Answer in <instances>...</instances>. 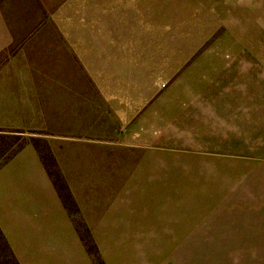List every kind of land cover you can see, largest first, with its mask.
I'll use <instances>...</instances> for the list:
<instances>
[{
    "label": "crops",
    "instance_id": "crops-1",
    "mask_svg": "<svg viewBox=\"0 0 264 264\" xmlns=\"http://www.w3.org/2000/svg\"><path fill=\"white\" fill-rule=\"evenodd\" d=\"M258 1L0 0V130L45 134L76 206L33 144L0 168V229L19 264H95L77 218L104 264H166L174 180L211 178L214 155L259 130L247 77L260 72L242 46L231 61L195 59Z\"/></svg>",
    "mask_w": 264,
    "mask_h": 264
},
{
    "label": "rangeland",
    "instance_id": "rangeland-1",
    "mask_svg": "<svg viewBox=\"0 0 264 264\" xmlns=\"http://www.w3.org/2000/svg\"><path fill=\"white\" fill-rule=\"evenodd\" d=\"M253 5L259 6L257 17L250 14L240 24V30L231 29L207 43L195 59L196 62L231 61L242 46L244 60L256 62L247 70L254 68L260 72L259 76L247 77L252 89L261 90L259 130L256 125L252 133L255 138H247L245 146L230 147V153L214 155L211 178L174 180V188L180 190V195H166V241L158 244L165 252L166 264H264V0ZM172 8V3H167V9ZM197 37H190L189 43ZM253 46L256 48L252 49ZM191 51L190 46H185L181 53L184 56ZM169 108L173 114L175 104ZM27 141L39 149L47 168L58 180L70 211L76 213L75 203L60 181V170L42 132L15 134L0 130V166ZM93 169L88 163L83 170ZM165 185H169V180H165ZM85 198L90 203V197ZM76 223L87 248L97 255L92 256L95 264H104L90 229L79 218ZM153 248L154 243L150 242L149 249ZM0 264H15L1 236Z\"/></svg>",
    "mask_w": 264,
    "mask_h": 264
},
{
    "label": "trees",
    "instance_id": "trees-1",
    "mask_svg": "<svg viewBox=\"0 0 264 264\" xmlns=\"http://www.w3.org/2000/svg\"><path fill=\"white\" fill-rule=\"evenodd\" d=\"M1 131L13 132V133H15V134H24L25 132H27V131H23V130H1ZM28 144H31V143H30L29 141H27V142H25L23 145H21L20 147H18L14 152H12V154H11V155H10L5 161H4V163L1 164L0 168H1V167H2L7 161H9L14 155H16L20 150H22L25 146H27ZM37 149H38V148H37ZM38 151H39V149H38ZM39 153H40L41 158H42V160H43V162H44V164H45V166H46V168H47V164L45 163V159L43 158V156H42V154H41L40 151H39ZM47 171H48L49 175L51 176V178H52V180H53V182H54V184H55L57 190L59 191V194H60L61 198L63 199L65 205L68 207L67 202H66V199H65V196L62 194V191H61L62 188H61V186L59 185L58 180L55 179L53 173H52L48 168H47ZM59 177L61 178L60 181L63 183L64 188L67 189V192H68L70 198H72L71 195H70V193H69L68 186H67V184L65 183V181H64L63 177L61 176V174H59ZM68 208H69V210H71L70 207H68ZM0 236L3 238L4 242L6 243L7 248L9 249V252H10L11 257H12V259L14 260L15 264H19L18 260L16 259L15 255L13 254V251H12V249H11V247H10L8 241L6 240V238H5L4 234H3V232L1 231V229H0ZM81 237H82V236H81ZM82 239H83V238H82ZM83 241H84V239H83ZM84 243H85V241H84ZM85 245H86V243H85ZM86 247H87V245H86ZM87 249H88V248H87ZM88 251H89V253H90L92 256H93V255H94V256L96 255V253L94 254L90 249H88ZM96 256H97V255H96Z\"/></svg>",
    "mask_w": 264,
    "mask_h": 264
}]
</instances>
